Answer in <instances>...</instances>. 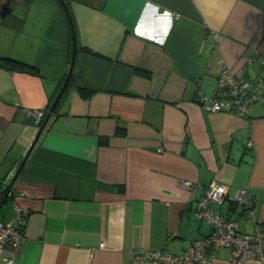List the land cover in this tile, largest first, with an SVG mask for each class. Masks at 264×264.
Here are the masks:
<instances>
[{
    "label": "crops",
    "instance_id": "0c3cea01",
    "mask_svg": "<svg viewBox=\"0 0 264 264\" xmlns=\"http://www.w3.org/2000/svg\"><path fill=\"white\" fill-rule=\"evenodd\" d=\"M7 1L0 55L36 67L0 64V219L15 205L27 213L12 264H151L131 260L132 249L178 255L209 234L194 207L213 181L229 191L211 209L228 212L248 187L264 230V107L208 113L197 99L212 94L223 67L263 76L264 0ZM165 9L173 25L163 45L136 34ZM46 109L38 137L28 112L45 119ZM238 219L251 233L253 221ZM228 254L216 251L211 264H232ZM10 256L0 249V264Z\"/></svg>",
    "mask_w": 264,
    "mask_h": 264
},
{
    "label": "built area",
    "instance_id": "2783aa9c",
    "mask_svg": "<svg viewBox=\"0 0 264 264\" xmlns=\"http://www.w3.org/2000/svg\"><path fill=\"white\" fill-rule=\"evenodd\" d=\"M215 40L220 41L221 36L215 34ZM253 60V57H249L247 62L252 63ZM197 99L201 102L203 110L208 113L224 111L247 117L257 104L264 107V74L250 78L245 68L231 72L223 67L212 94L209 97L198 95ZM29 113L33 114L36 124L40 125L43 111L29 110ZM247 146L253 147L251 140L248 141ZM181 185L185 189L200 187L190 180L182 181ZM228 191L227 184L213 181L195 204L197 219L205 220L210 224L208 235L193 241L190 247L178 255L170 253L165 248L132 249L131 260L151 264H211L212 254L221 249L229 250L228 259L232 264H243L252 259L264 260V230L255 218L257 199L250 193L248 187H239L235 190L228 212L211 209V205H222L226 202ZM238 206L241 209L237 216L253 221L251 233L241 231L239 219H234ZM26 215L25 209L15 205V213L10 221L0 219V249L8 248L11 254L4 259L5 264H12L23 246Z\"/></svg>",
    "mask_w": 264,
    "mask_h": 264
},
{
    "label": "clouds",
    "instance_id": "9594fccd",
    "mask_svg": "<svg viewBox=\"0 0 264 264\" xmlns=\"http://www.w3.org/2000/svg\"><path fill=\"white\" fill-rule=\"evenodd\" d=\"M151 7L154 13H159V6L152 5ZM172 25L173 13L168 9H165L163 13L158 14L156 16V22L154 27L148 28L146 32L138 30L136 34L146 39L154 40L156 43L163 45L168 34L171 31ZM137 27L139 29L140 25H138ZM220 191H224V189H220Z\"/></svg>",
    "mask_w": 264,
    "mask_h": 264
},
{
    "label": "water",
    "instance_id": "95a60500",
    "mask_svg": "<svg viewBox=\"0 0 264 264\" xmlns=\"http://www.w3.org/2000/svg\"><path fill=\"white\" fill-rule=\"evenodd\" d=\"M0 14H1L2 16H6V15L11 14V13H10V3H9V1L4 0V2L0 5ZM74 38H75V35H73V43L75 42ZM73 67H74V60H73L72 63H71V66H70V68H69L70 71H69V73L67 74L66 78H65L64 81H63V85H62L61 91H60V93L58 94V97L55 99L51 111L53 110L55 104L57 103V101H58L59 98L61 97L62 92L64 91L65 87L67 86L68 81L70 80V78H71V76H72V73H73V71H74V70H73ZM48 118H49V115H47L46 118L44 119L45 121H44L43 124L41 125V128H40V130H39V135H38V137L42 134V130L45 128L46 124L48 123V121H49ZM38 137H37V138H38ZM34 142H35V141H34ZM34 142L32 143V146L34 145ZM32 146H31V147H32ZM27 155H28V154H27ZM27 155L25 156V159L23 160V162H22L21 165L19 166V169L23 166L24 162H25L26 159L28 158Z\"/></svg>",
    "mask_w": 264,
    "mask_h": 264
},
{
    "label": "trees",
    "instance_id": "16d2710c",
    "mask_svg": "<svg viewBox=\"0 0 264 264\" xmlns=\"http://www.w3.org/2000/svg\"><path fill=\"white\" fill-rule=\"evenodd\" d=\"M70 46H72V38H71V40H70ZM0 64L2 65H4L6 68H8V69H15V68H20V69H27V68H31V69H35L36 67H34L32 64H30V63H28L27 61L26 62H24V61H21V60H19V59H17V58H12V57H10V56H4V55H0ZM71 79V78H70ZM63 85V83H60V85H59V87H58V90L60 91L61 90V88H62V85ZM64 94V92L62 93V95ZM198 97V96H197ZM61 98H62V96H61ZM60 101H58L56 104H55V110H56V108H57V104L59 103ZM25 110V109H24ZM26 112H27V110H25ZM26 112H24V113H26ZM47 112H48V110L46 109V115H47ZM45 115V116H46ZM42 121H41V123H40V125H39V127L41 128V125L43 124V122L45 121L44 120V118H42L41 119ZM40 130V129H39ZM103 141L105 142L106 141V139H103Z\"/></svg>",
    "mask_w": 264,
    "mask_h": 264
},
{
    "label": "rangeland",
    "instance_id": "374dc122",
    "mask_svg": "<svg viewBox=\"0 0 264 264\" xmlns=\"http://www.w3.org/2000/svg\"><path fill=\"white\" fill-rule=\"evenodd\" d=\"M15 11H17V9H16ZM234 192H235V191H234ZM240 209H241V208L238 206V209L236 210V214L234 215V219H238L237 214H238V212H239ZM246 227H247V226H246Z\"/></svg>",
    "mask_w": 264,
    "mask_h": 264
}]
</instances>
